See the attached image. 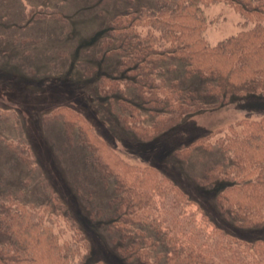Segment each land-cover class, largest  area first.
Here are the masks:
<instances>
[{
	"label": "trees",
	"instance_id": "1",
	"mask_svg": "<svg viewBox=\"0 0 264 264\" xmlns=\"http://www.w3.org/2000/svg\"><path fill=\"white\" fill-rule=\"evenodd\" d=\"M219 2L253 26L209 45L204 9ZM102 50L121 56L123 76L103 78L99 91L120 92L114 114L136 144L160 143L192 113L249 94L264 96V0H158L156 10L116 17ZM178 61L185 64L186 80L201 81L199 90L181 88L172 77ZM80 93L79 104L53 107L50 114L62 118L67 142L77 140L101 182L113 186L106 230L114 257L122 264H264V114L175 145L168 161L162 159L167 166L127 149L137 163L121 155L112 129L100 127L94 99L80 100ZM5 145L30 163L27 146ZM197 149L217 151L222 160L203 164L194 178L176 174L173 166L183 167ZM193 185L206 190L207 205ZM208 188L214 192L209 202ZM48 212L0 198V264H110L89 262L82 230L71 226L73 237L64 239Z\"/></svg>",
	"mask_w": 264,
	"mask_h": 264
},
{
	"label": "rangeland",
	"instance_id": "2",
	"mask_svg": "<svg viewBox=\"0 0 264 264\" xmlns=\"http://www.w3.org/2000/svg\"><path fill=\"white\" fill-rule=\"evenodd\" d=\"M157 1L0 0V113L5 111L0 116V198H17L35 208H48L47 220L56 222L64 239L73 237L71 226L81 229L88 240L82 253L88 254L90 248L89 262L102 258L110 264H122L114 257L112 234L106 230L110 222L108 201L115 192L91 168L87 150L77 140L67 142L62 118L50 114L53 107L79 104L77 90L81 91L80 100L94 99L92 107L98 110L100 127L111 128L119 139L121 155L137 163L141 160L129 155L127 149L163 163L162 159L168 161L172 156L175 145H188L196 137L226 128L247 115L258 118L264 114V96L249 94L234 98L224 107L192 113L160 143L136 144L134 136L121 126L118 113L114 114L120 92L103 95L98 89L103 78L123 76L121 56L104 55L102 44L116 17L129 11L156 10ZM204 12L209 45L253 26L223 2L205 7ZM171 75L180 81L181 88L200 89V80H186L185 64L180 61ZM7 141L18 144L19 149L27 146L24 149L30 163L21 161L5 145ZM221 160L217 151L209 154L197 149L184 168L173 169L179 176L194 178L203 164ZM210 189L206 193L208 202L214 195ZM191 191L207 205L202 194L206 190L193 185Z\"/></svg>",
	"mask_w": 264,
	"mask_h": 264
}]
</instances>
